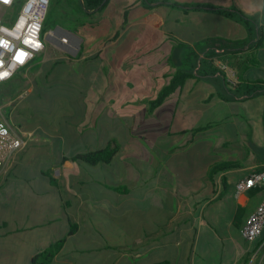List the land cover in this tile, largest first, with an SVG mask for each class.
Wrapping results in <instances>:
<instances>
[{
	"label": "crops",
	"instance_id": "1",
	"mask_svg": "<svg viewBox=\"0 0 264 264\" xmlns=\"http://www.w3.org/2000/svg\"><path fill=\"white\" fill-rule=\"evenodd\" d=\"M235 1L262 18L264 0ZM103 2L77 20L87 29L76 52L46 45L18 73L27 93L59 81L69 93L51 131H21L28 144L0 170V264H43L38 257L54 246L47 264H264V227L253 241L241 232L263 192L234 195L237 182L264 169V97L225 101L216 74L186 79L150 110L180 63L177 45L247 36H233L240 23L192 8L231 6ZM252 53L258 65L241 72ZM238 56L235 83L264 80L262 49ZM107 147L116 149L108 164L72 160ZM230 162L237 166L214 170Z\"/></svg>",
	"mask_w": 264,
	"mask_h": 264
},
{
	"label": "built area",
	"instance_id": "2",
	"mask_svg": "<svg viewBox=\"0 0 264 264\" xmlns=\"http://www.w3.org/2000/svg\"><path fill=\"white\" fill-rule=\"evenodd\" d=\"M50 4L51 0H0V85L26 68L45 49L47 41L70 52L78 50L80 38L69 31L59 27L44 31ZM216 67L224 73L227 82H236L233 68L223 62H218ZM30 137L29 133L14 131L6 120L0 119V170L26 147ZM252 189L261 190L263 198L242 226V235L248 241H253L264 227V169L237 182L234 195L238 197Z\"/></svg>",
	"mask_w": 264,
	"mask_h": 264
},
{
	"label": "trees",
	"instance_id": "3",
	"mask_svg": "<svg viewBox=\"0 0 264 264\" xmlns=\"http://www.w3.org/2000/svg\"><path fill=\"white\" fill-rule=\"evenodd\" d=\"M104 0H85L82 5L83 8L88 6H101L104 4ZM194 9H208L220 14L226 18H229L235 22L242 24L247 30V36L243 39H224L213 38L207 39L203 43H198L194 47H187L184 44L177 45L178 49H181L182 57L180 63L176 64V72L171 79L169 85L164 87L154 101L150 103V110L158 106L171 92H173L178 86H180L186 79H210L216 74L222 76L223 86L219 88L217 95L225 101H245L255 96L264 97V80L255 81H238L237 83L227 82L224 73L216 67L215 60L225 57H235L239 62V56L246 51H254L256 49H262L264 51V11L260 21H253L244 12L237 9H222L216 7H207L196 5L192 7ZM46 31V22L45 30ZM213 45L212 51L206 49ZM243 67L241 72L249 67L258 65L254 54H247L245 60L241 62ZM10 80L0 85V102H2L4 94H2V88L6 87ZM262 126L264 130V107L262 112ZM264 133V131H263ZM116 149L107 147L105 149L88 152L85 154H78L72 157L73 161L81 162L87 165H96L98 163L108 164ZM236 163H222L214 166L215 171L226 170L236 167ZM58 246H54L51 249L44 252L37 260L43 264H47L48 261L54 255Z\"/></svg>",
	"mask_w": 264,
	"mask_h": 264
},
{
	"label": "rangeland",
	"instance_id": "4",
	"mask_svg": "<svg viewBox=\"0 0 264 264\" xmlns=\"http://www.w3.org/2000/svg\"><path fill=\"white\" fill-rule=\"evenodd\" d=\"M215 3L231 6L230 9L240 8V3L235 0H214ZM248 16V15H247ZM89 17L79 0H51L50 11L46 19V31H51L60 26L76 36H82L84 30L79 27V20H86ZM253 21H260L261 17L258 11L249 15ZM91 20V19H90ZM104 28L102 24L95 26L92 33H98ZM90 30V29H89ZM247 30L242 24H239L238 30L233 33L235 38L245 36ZM47 47H57L52 42L47 41ZM235 70V75L238 71V61L235 57H230L228 60H221ZM24 69L20 71V74ZM237 73V74H236ZM111 73L107 72L99 76V80H110ZM218 80H222V76H217ZM236 79V76H235ZM237 80V79H236ZM18 74L15 75L8 85L2 88L4 94L2 102H0V119L6 120L14 131H51V118H61L67 111L66 104L63 103L64 97L68 96L69 91L65 89L62 82H56L53 86L46 88H35L33 92L26 93L25 83ZM23 95V97H20ZM50 119V120H49ZM35 151L37 148L32 146L29 151ZM32 151V152H33ZM19 264H27L21 260Z\"/></svg>",
	"mask_w": 264,
	"mask_h": 264
},
{
	"label": "snow or ice",
	"instance_id": "5",
	"mask_svg": "<svg viewBox=\"0 0 264 264\" xmlns=\"http://www.w3.org/2000/svg\"><path fill=\"white\" fill-rule=\"evenodd\" d=\"M5 2H7V0H5Z\"/></svg>",
	"mask_w": 264,
	"mask_h": 264
}]
</instances>
